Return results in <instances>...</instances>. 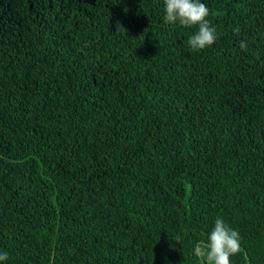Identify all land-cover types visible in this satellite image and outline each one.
I'll list each match as a JSON object with an SVG mask.
<instances>
[{"label":"trees","instance_id":"16d2710c","mask_svg":"<svg viewBox=\"0 0 264 264\" xmlns=\"http://www.w3.org/2000/svg\"><path fill=\"white\" fill-rule=\"evenodd\" d=\"M202 2L193 51L164 0H0V264H200L218 217L264 264V0Z\"/></svg>","mask_w":264,"mask_h":264},{"label":"clouds","instance_id":"9594fccd","mask_svg":"<svg viewBox=\"0 0 264 264\" xmlns=\"http://www.w3.org/2000/svg\"><path fill=\"white\" fill-rule=\"evenodd\" d=\"M125 8L124 12L127 13ZM164 21L170 25L179 24L185 28H196L188 40L187 45L193 51L211 47L217 40L216 29L211 26L207 17L209 8L202 0H164ZM127 31L120 21L116 22V32ZM239 34V27L233 28ZM241 50L247 51L246 41H239ZM179 242V238L176 240ZM240 252V234L232 229L221 218H217L207 241H198L193 249V255L199 258L200 264H231L233 255ZM7 251H0V262L7 261Z\"/></svg>","mask_w":264,"mask_h":264}]
</instances>
